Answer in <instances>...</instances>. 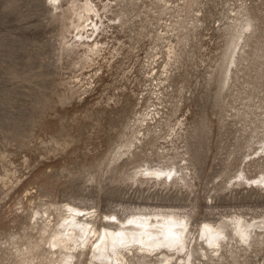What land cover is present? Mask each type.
Here are the masks:
<instances>
[{
  "label": "rangeland",
  "instance_id": "1",
  "mask_svg": "<svg viewBox=\"0 0 264 264\" xmlns=\"http://www.w3.org/2000/svg\"><path fill=\"white\" fill-rule=\"evenodd\" d=\"M94 1L106 25L117 14L124 25L106 46L107 60L89 66L63 50L75 32L70 21L53 16L50 1L0 0V264H17V248L37 240L35 211L49 208L56 217L52 206L67 202L123 218L138 206L185 207L193 209L194 229L211 206L216 218L264 213V187L223 190L264 138V0H247L259 31L241 65L235 96H219L215 70L228 41L219 25L239 0H200L203 23L170 78L163 112L177 123L176 131L183 124L175 144L188 152L194 192L138 185L128 179L132 167L106 168L140 109L139 70L151 53L144 26L154 0ZM109 2L120 5L114 15L104 10ZM106 29L92 41L103 31L100 40L112 34ZM233 106L237 125L223 121L222 108L231 114ZM261 172L264 159L245 169L248 177ZM258 262L264 264L263 255L240 264ZM80 264H87L85 257Z\"/></svg>",
  "mask_w": 264,
  "mask_h": 264
},
{
  "label": "bare ground",
  "instance_id": "2",
  "mask_svg": "<svg viewBox=\"0 0 264 264\" xmlns=\"http://www.w3.org/2000/svg\"><path fill=\"white\" fill-rule=\"evenodd\" d=\"M47 1L53 16L70 21L73 26L72 41L63 44L66 54L76 55L89 66L107 60L106 46L124 25L120 14L109 18L110 24L106 25L94 0ZM239 1L237 6L229 8L224 24L218 29L228 38L223 58L215 70L219 96L224 92L235 96L241 65L247 61L248 51L253 48L251 43L259 31V19L247 0ZM152 3L153 13L147 16L144 26L151 53L147 62L140 65L139 96L142 97L135 104L140 109L134 121L126 126L124 141L115 148L105 166L113 170L132 167L128 179L138 185L152 183L151 187L159 185L194 192L197 184L186 157L188 152L175 144L183 124L176 131L177 123L173 125L164 116L163 104L171 86L170 78L176 74L183 54L188 53L187 47L203 23L201 4L200 0L182 3L154 0ZM119 6L112 2L103 5L112 15L114 7ZM106 28L112 34L100 40ZM102 29L103 34L92 41L90 37ZM222 110L223 121H237L236 107H231V114L224 107ZM253 136L251 133L250 138ZM156 142L161 144L156 146ZM258 145L245 157L238 175L225 181L224 191L234 193L237 186L246 185L264 187V173L254 177L245 173L249 165L264 159V138ZM52 207L56 217L49 208L35 211L32 230L37 240L17 248V264H80L84 257L87 264H240L253 256L264 258V213L248 218L235 211L227 215L219 213L216 218L215 207L211 206L208 218L194 229L193 209L174 205L138 206L124 218L116 212L101 216L95 206L71 202ZM41 244L44 246L40 247Z\"/></svg>",
  "mask_w": 264,
  "mask_h": 264
}]
</instances>
